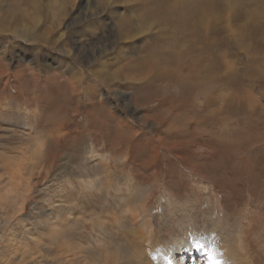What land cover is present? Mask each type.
Returning <instances> with one entry per match:
<instances>
[{"label":"rangeland","instance_id":"rangeland-1","mask_svg":"<svg viewBox=\"0 0 264 264\" xmlns=\"http://www.w3.org/2000/svg\"><path fill=\"white\" fill-rule=\"evenodd\" d=\"M101 1L0 0L3 31L0 56L3 58L2 53L5 54L0 70L3 71L5 63L8 67L6 75L0 71V264H105L108 254L115 252L111 250L113 243L123 246L127 235L108 229V236L107 231L104 235L110 242L106 241L103 249L107 252L102 253L99 242L95 243L99 233L92 230L95 212L101 219L112 212L106 208L101 212V205L105 204L99 195H105L107 187L101 188V192L94 188V184L99 188L100 182L106 186L102 181L105 175L113 180L108 185L111 190H107L108 206L112 204V195L114 200L119 198L112 209L122 221L124 231L133 229L128 222L130 211L134 209L138 216L141 199L148 198L144 203L152 212L154 227L158 228L154 238L161 248L171 245L173 239L184 240L190 232L200 245H206L214 234L217 246H223H216L217 251L230 258L226 257V261L264 264V77L255 76L256 64L251 65L248 52L240 57L244 66L240 79L243 96L237 82L232 81L237 86L230 85L234 107L229 120L224 119L219 125L214 119L210 125L203 126L200 136L180 134L176 140L163 135L157 126L151 128L144 123L142 119L152 116H148L147 110L157 108L159 100L153 97L155 91L146 90V83L142 85V76L129 70L130 66L119 55L123 51L129 62L136 61L147 47H171L182 37L197 42V36L202 33L215 39L227 38L228 47L241 34L254 41V46L262 38L264 44V0H214L212 19L207 24L196 22L198 26L191 29L190 35L172 25L166 16L159 19L163 13L157 17L154 5L161 0ZM165 1L174 8L186 3ZM119 16L124 20L119 21ZM118 29L133 38L120 44ZM103 45L113 51L110 56L107 53L111 51L103 54V69L107 73L102 72L100 77L96 73L99 67L84 64ZM69 64L76 72L84 73L92 88L86 87L85 92L76 94H71L69 88L70 94L67 92ZM16 70L24 77L18 85L13 76ZM49 74L60 77L52 84L46 80ZM64 77L66 82H62ZM160 94L169 95L168 91ZM91 95L96 100L92 108L99 106L107 123L100 122L95 113L86 114ZM100 97L107 99L105 106L97 102ZM241 98L243 111L239 105ZM135 104L141 108L137 109ZM108 111L117 113L108 118ZM118 114L125 119V126L116 124L114 117ZM237 120L242 121L247 139L240 150L222 149L220 143L206 136L208 129L215 132L213 138L236 129ZM185 128L182 132L191 131V127ZM105 160L109 168L103 170ZM84 220L88 221L87 225ZM146 250L150 253V249Z\"/></svg>","mask_w":264,"mask_h":264},{"label":"bare ground","instance_id":"bare-ground-1","mask_svg":"<svg viewBox=\"0 0 264 264\" xmlns=\"http://www.w3.org/2000/svg\"><path fill=\"white\" fill-rule=\"evenodd\" d=\"M185 1H186V3L183 4L182 6L177 4V6L178 5L179 6L174 8L173 7L174 5L172 6L168 1L166 2L165 0H161L160 4H159V2H157L156 4L154 3L155 4L154 6H156L157 8L153 11L155 14H158L157 17L163 13L162 17H159V19L163 18V16H166L167 18L170 19V23L172 25H175L184 31H188V35H190V34H192L191 29L195 26H198V25H195L196 22L207 24V23H209V19H212L210 16L213 13L215 1L214 0H195V3H193V4H191L189 0H185ZM213 1H214V3H213ZM101 2L104 3V1H101ZM171 9H173V12L169 13ZM167 13H169V14H167ZM236 18H237V16H234V20H236ZM121 19H123V18L121 16H119L118 20L120 21ZM261 21H262V19H261ZM208 27L209 26H206V28H208ZM89 28L92 30L91 27H89ZM57 29H59V28H57ZM65 30H66V28H65ZM118 31L121 32L119 34L121 36V37H119V39H120L119 43L120 44H121V42H126L129 38H133L130 33H129L130 34V36H129V35L124 34L123 33L124 31H122L120 29H118ZM260 31H262V30L260 29ZM1 32H3V31L0 30V33ZM57 32H59V31H57ZM91 34H92V32H91ZM63 35H64V33L60 34V37H62ZM65 35H67V33ZM85 36H87V35L85 34ZM92 36H93V34H92ZM36 40H38V39H36ZM262 41H263V38H262L261 42ZM227 42H228L227 38L215 39L211 35H207L205 33H202V34L197 36V42L196 41H187V40H185V37H182L180 40L178 39V41L176 42V44L174 46L171 45V47L170 46H168V47L167 46H161V47H155V48L154 47H152V48L147 47V49H146L145 46H143L146 49V50H144L142 48L145 51L144 55L140 58L138 57L139 59H137L136 61H132V62H129L130 58L128 60L124 57L123 51L121 53H119V55L121 54L120 55L121 61H123L126 65L130 66L129 70H133V71L137 72L140 76H142V80L139 79L142 82V85L144 86V84L146 83V85H147L145 87L146 90L151 91V92L155 91L156 94L153 97L155 99L159 100V103H158L159 105L157 108H149L150 110H147L148 116H150L152 114L151 118L150 117L144 118L145 116L143 115L144 119H142V120L144 121V123L149 124V127H151V128L157 126L158 128H160L159 132H162L163 135L169 136L170 138L176 140L180 137V134L181 135H192L193 137L200 136V132L202 131L203 126L204 125H210V122H212L214 119L216 121H218L219 125H220V123L223 124L224 119L229 120V117H231L233 114L232 109L234 107V104L232 103V98L234 97V93L230 89V85L231 86L232 85L237 86V85H235L236 83H234L232 81L237 82V84L240 86L238 88V90H239L241 96H243L240 79L243 76L242 71H243L244 66H243V62L240 61V57H241V55L245 54V53L243 54V52H248V54H249L248 60L250 61L251 65L253 66L256 64L254 66L255 69L253 68L255 76L257 75V77H261V76L264 77V44H262L260 41L256 40L257 44H255V45H257V46H254V41H251L250 38L247 39L244 34L237 35L236 39H234V42L231 41L233 43V45H231L229 47L227 45ZM47 43H50V42H47ZM61 45H63V44H61ZM32 46H34V45H32ZM116 46H118V48H119V45H116ZM182 46H183V48H181ZM112 47H114V45ZM121 48H122V46L120 47V49ZM127 49H130V47ZM122 50H123V48H122ZM249 50H251V52H249ZM108 51H111V52H108ZM112 51L113 50H108L106 48V45H103L99 52L91 54L90 58L92 56H94L93 57L94 62H92L90 58H87V59H85L86 64H84V65H86V66L89 65V67L90 66H97V68L99 67V71H96L98 76H100L102 72L107 73V71L105 69H103L105 67V64L102 62V60H103L102 57H103V54H105L106 52H108L107 56H110V54L112 55ZM125 51H126V49H125ZM2 56L4 58L5 54L2 53ZM76 57H77V55H76ZM3 58L0 56V61H3L2 60ZM77 58H79V57H77ZM134 58H136V57H134ZM120 59H117V60L119 61ZM116 63H117V61H116ZM110 64H112V63H110ZM125 64L123 66H125ZM4 65L5 66L3 67V71H1V70L0 71L2 73H4V75H6L8 72V69H7L8 67H7L6 63ZM118 65H119V63H118ZM69 67H70V64H69ZM72 67L73 66H71L70 69H68L69 70L68 73H70V77L68 78V82H67V84L69 85L67 92L69 93V88H70L71 94H76L77 92H82V91L86 90V87L92 88V86L89 85V83L87 82L88 81V79H86L87 77L83 76L84 73L82 75V72H76L77 70L76 71L73 70ZM127 69H125V70H127ZM28 70L29 69L27 68V71ZM64 71H66V70H64ZM117 71H118V69H117ZM117 71H116V73H117ZM32 73H33V71H32ZM47 73H48V71L46 72V74ZM90 73H92V72H90ZM29 74L31 76H33V74H31V73H29ZM35 74H37V73H35ZM56 74H51V75L49 74L48 77H47V75H45V78L47 77L48 79H46V80H49L50 82H53L52 84H54L56 82V80H58V78L60 77ZM122 74H124V73L122 72ZM25 75H26V73H25ZM131 75H132V73H131ZM13 76H14V82L16 83V85H18L19 79L24 78V77H22L20 70L14 71ZM89 77H90V75H89ZM29 78H30V76H29ZM90 79H91V77H90ZM94 79H95V77H94ZM37 80H39V79H37ZM63 80L64 81H62V82L67 81V80H65V77ZM213 80H215V82H214L215 84H213L214 86H211V83ZM90 81H92V80H89V82ZM140 81H137V82H140ZM46 83H47V81H46ZM90 83H93V82H90ZM6 84H7V80L5 81V85ZM25 84L27 85V83H24V85ZM29 84H31V83H29ZM40 84L43 85V83H40ZM104 84H101V85H104ZM114 84H111V85L113 86ZM3 85H4V83H3ZM121 85H123V84H121ZM135 85H137V84H135ZM83 86L85 87V89ZM219 86H221V87H219ZM25 87H27V86H24L23 88H25ZM48 87H49V85H48ZM218 87L220 88L219 90H217ZM27 88H29V86ZM41 89H42V87H41ZM41 89H39V90H41ZM30 90H31V88H30ZM34 90L35 89H33V91ZM137 90H139V89H137ZM167 91H168L169 95L165 96V95L160 94V92H167ZM38 92H40V91H38ZM96 92L97 91L95 90L94 94ZM35 93H37V92L35 91ZM92 97H93V95H91V97L89 98V100H90L89 106L90 107H88L89 110L86 111L87 112L86 114L90 115L91 113H95L97 118L100 120V122H102V123H105L106 121L108 122V120H106L107 117L104 116L103 114L102 115L100 114L99 109H98L99 106L92 108V105L95 104L94 101H96V100H93ZM47 98H49V97L47 96ZM97 102L104 105L107 103V99L100 97L99 101H97ZM241 102H242V98L239 101V105H240V111H243V107H242ZM247 102H249V101H247ZM253 102L251 105H253ZM149 103H151V101H149L148 104ZM135 106L137 107V109H139V107L141 105L139 106V105L135 104ZM144 107L145 106H143V108ZM247 107H249V106L246 105V109H247ZM248 110H249V108H248ZM116 113H114L113 111H111V112L108 111L107 114L110 115L108 118H110L113 115H116ZM111 118H113V117H111ZM114 118L117 119L116 124L119 126H125L127 124L124 121L125 119L122 118V116H119V114L117 115V117H114ZM99 120H97V123H99L98 122ZM237 121L239 123V126H237L236 129H233V128L229 129V131L227 133H220L219 134L220 136L217 135L214 138H213V135L215 132L212 133V132H210V129H208L206 136L208 138L214 139V141L216 143H220V145L222 146V149L234 148V149L240 150V147H243V145H244V143H246L247 139L245 136V132L242 129V126H243L242 121H240V120H237ZM24 127H26V126H24ZM185 127L186 128L191 127V129H190L191 131L182 132ZM221 128H223V127H221ZM27 129L29 131L30 128H27ZM225 131H226V128H225ZM52 133H53V130H52ZM52 133H51V136H52ZM257 137H261V136H257ZM245 152H246V150H245ZM229 155H230V153H229ZM107 160L102 162L103 163V168H102L103 170H106L109 168L108 166H106V164L108 163ZM113 165L114 164H112V166ZM106 173H108V172H106ZM110 174H112V173L110 172ZM103 180L106 182L105 183L106 186H104L103 183L100 182L99 188L95 184H94V188L96 190H98L99 192H101L102 191L101 188L104 189L105 187H107L106 193H104L105 195H101V193L99 195V198H100L99 200L100 201L102 200L101 202L103 204H105V205H101V207H102L101 212L105 208L109 209L110 211L112 210V212L109 211L111 214H108L107 217H105L106 215H104L105 219H104V217H103V219H101L102 218L101 215L98 216V213L95 212V214H94L95 218H93L94 226L92 227V230L95 232L94 234L99 232L96 234V236H95L96 238L94 237L96 239L95 243L98 244V242H99L100 249L102 250V253H103L106 251V249L105 250H103V249L106 247L105 242L108 241V237H107L108 232H109V231H107L108 229H110V232H111V230H113L114 233L117 232L116 234H118V235L121 233L127 234V235H124V241L121 240L122 243L124 242L123 246L116 245L115 243L111 242L114 244V247L112 246L113 244L111 245L113 247L111 250H115V252L112 255H110L111 253L108 254V257H107L108 259L104 260L105 264H214V263L215 264H224V263L230 261V260L226 261V259H227L226 257H228V255L226 257L224 255H222L223 251H220V250H219L220 252L217 251L222 245L217 246L216 243L218 241L215 243V241H214L215 238H214L213 233H212L213 238H211L212 239L211 243L207 242L208 244H206V245H204V244L200 245V243H198L194 239V237L191 235L194 233L190 232L191 234L188 233L189 235L186 233L187 236H185L184 240H178L177 241V239H175V241H174V239H173L171 245H169V246L166 245L165 247L161 248L158 245L160 242H157L156 239L154 238L155 233L158 231V228L154 227V218H153V215L151 214L152 212L150 213V210H148L146 208V204L144 203L148 200L147 197H146L147 200L141 199L142 201L140 204V213L138 216H135V213H134L135 210L134 209H132L130 211V214H129L130 215V218H129L130 221H128V222L130 223L131 227L135 231H133V229H131L129 232L124 231L125 227L123 226L122 221H119L116 218V214H114L115 211H114V209H112L113 203H115L114 201L117 202L119 200V198H118V200H114L113 198H115V196L113 197V195H112L110 197V200H111L110 202H112V204L108 206V203H107V199H108V193H107L108 191L107 190H109V189L111 190V188H112L111 186H110L111 188H109L108 185L113 184L112 183L113 180L108 175H105L102 178V181ZM113 194H114V192H113ZM126 201H128V197H127ZM139 201H140V198H139ZM149 207H150V205L148 206V208ZM86 210H87V207H86ZM170 212H171V214H173V212H174L173 207L170 208ZM103 213H105V211ZM108 216H109V219H112V220L108 221ZM137 217H139L141 219H138ZM85 222H84L85 225H87L88 221H85ZM90 222H91V220H90ZM125 223H127V221ZM218 228L214 229V230L217 231ZM179 230H180V228H179ZM106 231H107V236L104 235L106 233ZM131 231H132V233H130ZM133 232H135V233H133ZM114 237H115V239H118V238H116L117 236H114ZM217 238H219V237H217ZM217 238H216V240H217ZM153 240H155V241H153ZM221 240L219 243L223 244V242H221ZM108 242H110V241H108ZM216 246L219 248L217 249ZM144 247H145V249H144ZM146 248L150 249V253L146 250ZM237 248H239V245ZM98 249H99V247H98ZM221 249H223V248H221ZM231 252H233V251L231 250ZM234 252L236 254V251H234ZM102 253H101V255H103ZM147 253H149V254L147 255ZM224 253H226V251ZM232 256H234V255H232ZM234 260H235V258H234ZM231 261L233 262V260H231ZM232 262H228L227 264H231ZM249 264H250V262H249Z\"/></svg>","mask_w":264,"mask_h":264}]
</instances>
